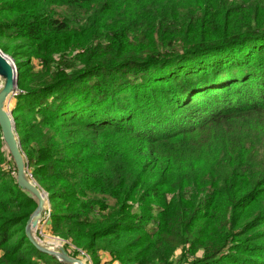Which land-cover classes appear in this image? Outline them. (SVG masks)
Wrapping results in <instances>:
<instances>
[{
  "label": "trees",
  "instance_id": "16d2710c",
  "mask_svg": "<svg viewBox=\"0 0 264 264\" xmlns=\"http://www.w3.org/2000/svg\"><path fill=\"white\" fill-rule=\"evenodd\" d=\"M0 50L70 256L264 264V0H0ZM7 153L0 130V264H40Z\"/></svg>",
  "mask_w": 264,
  "mask_h": 264
},
{
  "label": "water",
  "instance_id": "95a60500",
  "mask_svg": "<svg viewBox=\"0 0 264 264\" xmlns=\"http://www.w3.org/2000/svg\"><path fill=\"white\" fill-rule=\"evenodd\" d=\"M20 94L18 90V68L14 60L0 50V130L2 142L15 168L17 185L35 203L36 209L30 216L25 233L30 244L40 253L55 259L60 264H85L79 258L69 255L62 245L51 244L38 236V230L50 213L48 194L43 191L29 174L28 163L22 152L12 110H8L9 100Z\"/></svg>",
  "mask_w": 264,
  "mask_h": 264
},
{
  "label": "rangeland",
  "instance_id": "374dc122",
  "mask_svg": "<svg viewBox=\"0 0 264 264\" xmlns=\"http://www.w3.org/2000/svg\"><path fill=\"white\" fill-rule=\"evenodd\" d=\"M34 66H35V70L38 71L39 70L38 63L34 62ZM8 103H11L9 110H12V108L15 106V100H11ZM2 178L4 179V183H7L8 185L12 183V179L16 178L15 166L9 154L5 156L4 176H2ZM171 197L172 196L170 195L169 198ZM42 233H43V237H41V239L46 240L49 243L55 244V245H58L60 243L63 247H65L68 250L69 255H71L72 251L74 250V247L71 245V243L68 241H64L63 239L57 236H53L52 233L50 232V228L48 225H45L43 227ZM181 253H182L181 249H178L175 252V255L171 258V261L173 263H178L181 257ZM76 258H79L80 260H82L80 256ZM107 263L108 264H120L118 262H113L112 259H110V257H109V262ZM40 264H57V263L51 258L50 259L46 258L45 260L40 262Z\"/></svg>",
  "mask_w": 264,
  "mask_h": 264
},
{
  "label": "built area",
  "instance_id": "2783aa9c",
  "mask_svg": "<svg viewBox=\"0 0 264 264\" xmlns=\"http://www.w3.org/2000/svg\"><path fill=\"white\" fill-rule=\"evenodd\" d=\"M8 108V107H7ZM49 218H50V213H46V216H45V220L43 221V225L40 227V229L38 230V236L41 238L43 237V233H42V229L45 225H48V221H49ZM79 253H80V258L82 259V261L85 263V264H94L93 261H92V258L86 253V252H83V251H80L78 250ZM104 264H108V263H104Z\"/></svg>",
  "mask_w": 264,
  "mask_h": 264
},
{
  "label": "crops",
  "instance_id": "0c3cea01",
  "mask_svg": "<svg viewBox=\"0 0 264 264\" xmlns=\"http://www.w3.org/2000/svg\"><path fill=\"white\" fill-rule=\"evenodd\" d=\"M109 262V255L108 254H102L101 256V264Z\"/></svg>",
  "mask_w": 264,
  "mask_h": 264
},
{
  "label": "bare ground",
  "instance_id": "6f19581e",
  "mask_svg": "<svg viewBox=\"0 0 264 264\" xmlns=\"http://www.w3.org/2000/svg\"><path fill=\"white\" fill-rule=\"evenodd\" d=\"M9 101H11V100H9ZM10 104H11V103H8V104H7L8 110H9V108H10ZM58 245H61V244L59 243Z\"/></svg>",
  "mask_w": 264,
  "mask_h": 264
}]
</instances>
